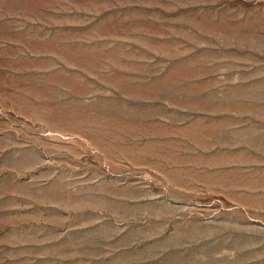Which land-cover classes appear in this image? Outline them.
<instances>
[{
  "label": "rangeland",
  "instance_id": "374dc122",
  "mask_svg": "<svg viewBox=\"0 0 264 264\" xmlns=\"http://www.w3.org/2000/svg\"><path fill=\"white\" fill-rule=\"evenodd\" d=\"M0 264H264V0H0Z\"/></svg>",
  "mask_w": 264,
  "mask_h": 264
}]
</instances>
